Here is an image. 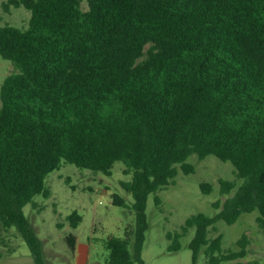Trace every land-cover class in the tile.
<instances>
[{"label":"trees","instance_id":"obj_1","mask_svg":"<svg viewBox=\"0 0 264 264\" xmlns=\"http://www.w3.org/2000/svg\"><path fill=\"white\" fill-rule=\"evenodd\" d=\"M8 0L31 11L26 28L0 26V56L15 71L0 86V246L15 229L36 264L42 243L24 213L50 196L47 175L70 163L110 175L124 163V191L112 203L130 207L135 223L105 241L107 264H144L149 195L174 182L179 168L194 171L192 155L230 161L236 178L220 179L235 193L210 216L188 217L168 233V249L194 229L192 261L209 264L246 256L224 251L223 235L209 237L218 221L231 225L259 212L264 235V0ZM205 194L212 191L201 183ZM77 228L82 216H67ZM66 240L76 249V235ZM13 249L9 247L8 252Z\"/></svg>","mask_w":264,"mask_h":264},{"label":"rangeland","instance_id":"obj_2","mask_svg":"<svg viewBox=\"0 0 264 264\" xmlns=\"http://www.w3.org/2000/svg\"><path fill=\"white\" fill-rule=\"evenodd\" d=\"M0 0V26L10 24L21 28L29 25L31 11L25 7H10L6 11ZM83 10L89 7L88 0H81ZM15 71L14 65L0 56V86L6 76ZM1 105V98H0ZM188 162L194 171L185 174L181 168L174 182L159 191L160 203L156 204L154 195L147 200L146 214L148 230L142 251L144 264H193L192 250L189 243L195 230L190 229L180 239L178 250L168 249L171 240L168 233L181 230L186 219L192 214L203 212L214 216L219 211L214 203L223 202L235 193L222 194L220 179L235 180L240 185L242 180L236 178L235 167L230 161H222L214 155L199 160L196 155ZM125 165L117 161L110 175L100 171L80 169L66 163L60 169L50 172L46 185L51 193L48 198L36 195L38 207L31 204L24 206V213L32 224L42 243L45 264H107L108 251L105 241L114 236H124L127 229L135 223L134 211L130 207H121L112 203V195L118 193L129 205L133 198L121 186L122 181L131 179L123 173ZM209 183L212 191L203 193L201 183ZM77 211L82 221L77 228H72L67 216ZM257 210L242 213L238 220L228 225L218 221L209 229V237L223 235V250L236 251L237 241L243 234L247 235L246 256L221 264H264V235L259 230L256 218ZM76 235V249L71 251L66 236ZM9 247L0 246V264H36L27 243L21 235L11 229ZM196 264H209L201 249Z\"/></svg>","mask_w":264,"mask_h":264}]
</instances>
